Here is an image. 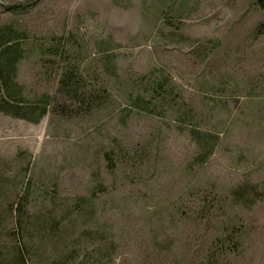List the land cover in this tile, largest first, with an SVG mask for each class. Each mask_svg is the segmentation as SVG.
Wrapping results in <instances>:
<instances>
[{
    "label": "rangeland",
    "instance_id": "374dc122",
    "mask_svg": "<svg viewBox=\"0 0 264 264\" xmlns=\"http://www.w3.org/2000/svg\"><path fill=\"white\" fill-rule=\"evenodd\" d=\"M2 30L22 51L24 100L56 101L37 122L0 112L2 258L16 246L26 264H264L255 0H0ZM67 66L102 103L57 94Z\"/></svg>",
    "mask_w": 264,
    "mask_h": 264
},
{
    "label": "trees",
    "instance_id": "16d2710c",
    "mask_svg": "<svg viewBox=\"0 0 264 264\" xmlns=\"http://www.w3.org/2000/svg\"><path fill=\"white\" fill-rule=\"evenodd\" d=\"M255 1L264 9V0ZM10 34L8 31L4 32L3 30L0 33V112L14 118L37 122L50 106L51 108L56 106V101L45 94L36 97L32 103L24 100L21 87L13 80L16 63L21 57L22 51L17 38L14 39ZM76 71L73 67L67 66L64 68L62 76L58 81L56 92L80 106L84 105L86 111H89L95 105L103 102L104 90L98 91L93 87L90 89V85L78 76ZM12 95H14L15 99ZM10 96L13 97L14 101L8 100ZM244 186L237 185L232 188L230 191L231 196L235 197V199L240 197L247 187V185ZM25 206V195L16 197L15 202L9 206L10 212L14 215L13 228L16 231L22 229L21 218L26 214ZM9 254V256H3L2 258L1 255L3 254L0 252V264H26V260L28 259L26 249L22 250V248L15 246V249L13 248ZM56 262L53 261L50 264H56Z\"/></svg>",
    "mask_w": 264,
    "mask_h": 264
}]
</instances>
